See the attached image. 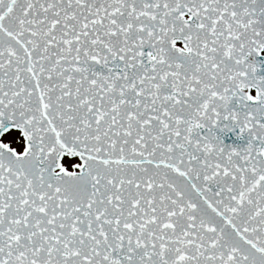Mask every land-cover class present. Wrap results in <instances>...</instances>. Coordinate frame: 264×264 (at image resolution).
I'll use <instances>...</instances> for the list:
<instances>
[{
    "label": "snow or ice",
    "instance_id": "snow-or-ice-1",
    "mask_svg": "<svg viewBox=\"0 0 264 264\" xmlns=\"http://www.w3.org/2000/svg\"><path fill=\"white\" fill-rule=\"evenodd\" d=\"M0 264H264V0H0Z\"/></svg>",
    "mask_w": 264,
    "mask_h": 264
}]
</instances>
